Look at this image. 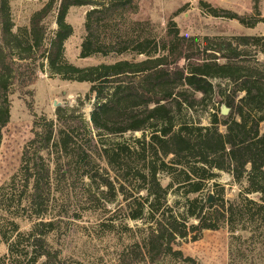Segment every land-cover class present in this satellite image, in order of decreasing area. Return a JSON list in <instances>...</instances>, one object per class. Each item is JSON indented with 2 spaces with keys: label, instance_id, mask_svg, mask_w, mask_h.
<instances>
[{
  "label": "trees",
  "instance_id": "1",
  "mask_svg": "<svg viewBox=\"0 0 264 264\" xmlns=\"http://www.w3.org/2000/svg\"><path fill=\"white\" fill-rule=\"evenodd\" d=\"M252 1L251 19L202 5L211 17L252 29L264 24L260 0ZM135 6L134 0H47L28 27L15 31L9 1L0 0V143L10 120V96L17 93L32 112L31 87L39 73L87 83L94 98L88 120L68 107H58L54 120L33 113L32 138L19 169L0 188V202L16 193L18 207L25 203L22 211L36 219L25 234L12 222V235H3L9 264H61L47 240L54 223L44 218L54 184L69 181L86 187L99 206L121 196L127 219L141 223L136 231L124 228L141 237L121 252L119 264H195L172 244L196 242L203 232L223 227L230 234L229 264H235L240 254L244 258L235 233L264 239V36L200 40L181 36L173 22L158 41L141 39V33L113 35V23ZM73 7H90L79 58L144 59L84 68L67 62L64 43L73 29L66 17ZM214 96L229 109L227 116L216 109L208 126L178 120L181 112L204 108ZM137 133L141 136L133 137ZM219 173L245 188L226 199L224 186L215 181ZM173 188L182 191V203H168ZM208 189L210 203L208 194L202 198Z\"/></svg>",
  "mask_w": 264,
  "mask_h": 264
},
{
  "label": "rangeland",
  "instance_id": "2",
  "mask_svg": "<svg viewBox=\"0 0 264 264\" xmlns=\"http://www.w3.org/2000/svg\"><path fill=\"white\" fill-rule=\"evenodd\" d=\"M8 1L15 31L28 27L32 14L47 2V0ZM134 1L136 5L134 12L113 23V35L135 36L141 33V39L147 37L151 41H158L165 36L169 24L173 22L181 36L197 37L200 40L204 37L232 40L239 36H264L263 23H258L252 29L245 28L235 20L211 17L207 8L202 5L224 9L251 19L256 14L252 0ZM89 10L90 7H73L68 11L66 22L72 27L73 33L64 43V58L67 62L84 68L103 63L112 64L120 60L144 59V56L132 54L107 58L100 56L79 58L80 46L85 35V15ZM258 10L260 17L264 18V0H260ZM49 25L54 29L52 23ZM255 59L258 65L262 64V57L259 54L255 55ZM214 83L222 85L221 87L228 85L227 82ZM31 89L34 93L32 112L27 109L24 99H20L17 93L10 96V120L2 130L0 143V188L4 187L19 169L23 148L32 138L33 113L54 120L58 107H68L79 109V113L88 120L94 104V98L88 96L89 84L62 81L59 77H51L45 72L38 74ZM222 106L220 99L214 96L212 103H208L204 108L185 110L177 117L178 120L208 126L209 115ZM140 136L141 134L137 133L133 137ZM127 138L128 135H125L118 141ZM215 181L224 186L226 199H234L237 193L245 188L244 183L241 185L233 183L226 173H219ZM161 183L166 186L168 179H162ZM14 192L17 191L13 190L11 193ZM88 193L86 187L77 182L54 184L48 215L44 218L54 223V231L48 235V244L51 250L57 253L61 264H119L121 252L137 240V237H141V233H127L124 228L129 227L136 231V227H140L141 223L127 219L129 210L126 209L121 196H117L113 204L101 202L99 206ZM180 193L181 190L176 191L173 188L168 195V203L170 205L174 201L182 203ZM207 194L210 197L212 190L208 189L202 198L204 199ZM10 197L13 200L11 203L8 202ZM249 197L255 198L256 195ZM25 205L22 203L18 207L16 193L8 194L0 202V264H9L5 258L7 245L3 242V235H12L11 223L17 225L19 233L25 234L36 222V219L27 217L26 211H22ZM110 225H113V228H110ZM239 231L235 235L240 236L239 249L244 258H241L240 254L235 259V264H264V239L251 237V234ZM175 242L172 244L173 249L181 251L185 257H191L195 264H229L230 234L226 227L214 232L205 231L196 242H184L179 239L177 244ZM160 264L183 263L164 260Z\"/></svg>",
  "mask_w": 264,
  "mask_h": 264
},
{
  "label": "water",
  "instance_id": "3",
  "mask_svg": "<svg viewBox=\"0 0 264 264\" xmlns=\"http://www.w3.org/2000/svg\"><path fill=\"white\" fill-rule=\"evenodd\" d=\"M228 113H229V109L228 108H226L225 106H222L221 107V109H220V115H222V116H227L228 115ZM211 196L208 198V203H210L211 202Z\"/></svg>",
  "mask_w": 264,
  "mask_h": 264
}]
</instances>
